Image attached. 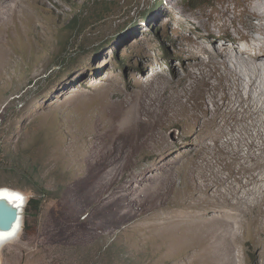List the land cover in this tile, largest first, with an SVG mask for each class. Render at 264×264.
I'll return each mask as SVG.
<instances>
[{"label":"rangeland","instance_id":"1","mask_svg":"<svg viewBox=\"0 0 264 264\" xmlns=\"http://www.w3.org/2000/svg\"><path fill=\"white\" fill-rule=\"evenodd\" d=\"M252 6L0 0V188L43 202L36 234L24 215L19 236L0 244V264H222L223 251L189 248L171 232V190L194 188L183 172L195 118L155 117L159 93L186 76L198 44L234 46L217 36L235 30L226 9H239L246 33L261 23ZM233 226L232 264H264V217Z\"/></svg>","mask_w":264,"mask_h":264},{"label":"bare ground","instance_id":"2","mask_svg":"<svg viewBox=\"0 0 264 264\" xmlns=\"http://www.w3.org/2000/svg\"><path fill=\"white\" fill-rule=\"evenodd\" d=\"M251 2L252 18L261 23H250L251 31L246 33L238 25L242 19L239 9H226L225 16L234 13L235 30L227 28L217 36H230L234 46L217 47L212 35L214 49L198 44V50L188 57L196 63L186 66V76L166 83L159 93L160 110L155 117L158 123L195 118L194 152L183 172L184 183H194V188L189 194L171 190L170 203L179 217L171 232H179L189 248L198 245L210 255L212 250L223 251L222 264L233 262L235 239L233 243L230 233L235 230L234 222L247 219L250 225L264 217V0ZM255 32L263 38L256 39ZM1 200L21 209L22 217L15 234L0 232V244L19 236L26 207L23 196L8 188H0Z\"/></svg>","mask_w":264,"mask_h":264},{"label":"water","instance_id":"3","mask_svg":"<svg viewBox=\"0 0 264 264\" xmlns=\"http://www.w3.org/2000/svg\"><path fill=\"white\" fill-rule=\"evenodd\" d=\"M19 193V192H18ZM26 204V202H25ZM22 217L21 209L12 206L9 201H0V232L13 233ZM15 234V232H14Z\"/></svg>","mask_w":264,"mask_h":264},{"label":"trees","instance_id":"4","mask_svg":"<svg viewBox=\"0 0 264 264\" xmlns=\"http://www.w3.org/2000/svg\"><path fill=\"white\" fill-rule=\"evenodd\" d=\"M153 13V12H152ZM42 200H30L29 203H26V207L24 210V215H25V227L24 230L28 233H32L33 235L36 234V223L37 219L39 218L41 211H42ZM29 218H33V225L30 226L29 223ZM35 223V224H34Z\"/></svg>","mask_w":264,"mask_h":264},{"label":"built area","instance_id":"5","mask_svg":"<svg viewBox=\"0 0 264 264\" xmlns=\"http://www.w3.org/2000/svg\"><path fill=\"white\" fill-rule=\"evenodd\" d=\"M23 196V195H22ZM23 198L25 199L24 201L27 202L26 198L23 196Z\"/></svg>","mask_w":264,"mask_h":264},{"label":"snow or ice","instance_id":"6","mask_svg":"<svg viewBox=\"0 0 264 264\" xmlns=\"http://www.w3.org/2000/svg\"><path fill=\"white\" fill-rule=\"evenodd\" d=\"M19 199V197H17Z\"/></svg>","mask_w":264,"mask_h":264}]
</instances>
